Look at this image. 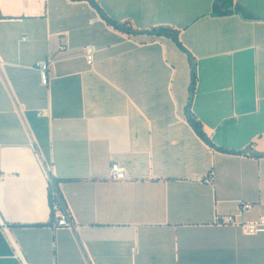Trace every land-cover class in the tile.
<instances>
[{
    "label": "crops",
    "instance_id": "1",
    "mask_svg": "<svg viewBox=\"0 0 264 264\" xmlns=\"http://www.w3.org/2000/svg\"><path fill=\"white\" fill-rule=\"evenodd\" d=\"M263 154L264 0H0V264H264Z\"/></svg>",
    "mask_w": 264,
    "mask_h": 264
},
{
    "label": "built area",
    "instance_id": "2",
    "mask_svg": "<svg viewBox=\"0 0 264 264\" xmlns=\"http://www.w3.org/2000/svg\"><path fill=\"white\" fill-rule=\"evenodd\" d=\"M22 40H27V37H24ZM62 49H66L65 46ZM85 56L88 61V64L93 65L95 61V55L97 53V48L93 45H88L84 47ZM38 69L40 71L41 80L44 85H48L50 82L49 71H50V62L42 61L38 64ZM40 115H43L40 113ZM46 174L49 179L50 186V203L54 215V225L56 228H73L74 222L68 208L66 199L59 187V180L52 174L51 168H46ZM126 168L121 166L118 163H113L110 170L109 179L111 180H125L127 179ZM252 207L251 203H243L240 205L242 211L249 210ZM223 223L231 224L234 226H241L243 230L249 235H256L264 233V216L255 222L239 223L236 221L235 217L230 215L222 220ZM0 223H4L0 218ZM16 253L23 264H28L24 255L19 250V248L14 245Z\"/></svg>",
    "mask_w": 264,
    "mask_h": 264
},
{
    "label": "trees",
    "instance_id": "3",
    "mask_svg": "<svg viewBox=\"0 0 264 264\" xmlns=\"http://www.w3.org/2000/svg\"><path fill=\"white\" fill-rule=\"evenodd\" d=\"M117 26H124L127 27L126 24H116ZM155 31L158 32H170L173 35L175 34V30L171 29V28H166V27H160L158 29H155ZM195 83H196V72H195V68L193 70V78H192V84H191V89L192 92L195 88ZM189 121L190 123L193 125V127L195 128V130L197 131V133L200 135V137L202 139H204L207 143H209L210 145L218 148L219 150L223 151V148L217 147L210 139L209 137L206 135V133L204 132V129L202 127V123L196 118V116L191 112H189ZM231 153H238L241 154L242 152H237V151H231ZM264 155V154H263Z\"/></svg>",
    "mask_w": 264,
    "mask_h": 264
},
{
    "label": "water",
    "instance_id": "4",
    "mask_svg": "<svg viewBox=\"0 0 264 264\" xmlns=\"http://www.w3.org/2000/svg\"><path fill=\"white\" fill-rule=\"evenodd\" d=\"M120 28H122V29H124L126 32H128V33H130V34H134V35H137V34L143 33V32H141V31H136V30H132V29H130V28H126V27H124V26H120ZM144 32H146V33H152V34H157V35L168 34V35H171V36L174 37V35H173L172 33H170V32H158V31H151V30H147V31H144ZM193 68H195L194 63H193ZM193 97H194V90H193V92H192V99H193ZM192 99H191V101H192ZM188 110H190V105L188 106Z\"/></svg>",
    "mask_w": 264,
    "mask_h": 264
}]
</instances>
